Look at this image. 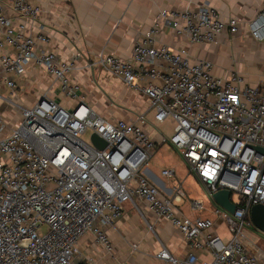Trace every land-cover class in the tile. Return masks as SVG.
I'll return each mask as SVG.
<instances>
[{"label": "built area", "instance_id": "built-area-1", "mask_svg": "<svg viewBox=\"0 0 264 264\" xmlns=\"http://www.w3.org/2000/svg\"><path fill=\"white\" fill-rule=\"evenodd\" d=\"M40 14L33 0H0V86L8 91L3 99L21 113L0 141V264H94L80 260V240L92 235L111 253L107 228L123 218L127 203L138 210L144 204L183 235L189 254L176 258L162 247L156 255L159 264H261L247 233L264 239L250 219L252 207L264 206V84L247 86L235 73L228 80L216 77L210 61L190 62L184 52L156 44L162 25L193 44L212 45L226 31L237 34L240 22L223 20L208 4L164 10L130 59L101 55L92 63L148 99L155 123L172 120V136L161 134L156 141L144 116L109 121L87 104L71 79L74 62L37 48V41L47 42L31 34ZM248 28L253 39L264 42V10ZM28 66L52 76L69 105L48 94L30 107L19 105L17 79ZM6 130L0 116V134ZM89 133L106 147H96L91 136L86 140ZM166 145L197 175L211 199L221 190L231 193L235 212L217 205L214 210L230 236L218 234L210 219L180 212L181 184L167 195L151 182L148 167L156 149ZM159 170L162 177L173 175L167 166ZM192 207L205 209L199 201ZM198 251L211 260L200 261Z\"/></svg>", "mask_w": 264, "mask_h": 264}, {"label": "crops", "instance_id": "crops-1", "mask_svg": "<svg viewBox=\"0 0 264 264\" xmlns=\"http://www.w3.org/2000/svg\"><path fill=\"white\" fill-rule=\"evenodd\" d=\"M33 3L40 7L41 14L31 34L47 39V42L37 41V48L54 52L62 61L74 62L71 79L80 86L85 101L97 113L109 121H130L139 115L144 116L145 128L156 141L161 134L151 126L149 116L152 115L154 119V110L150 101L92 63L97 62L101 55L130 59L138 40L156 26L161 11H184L208 4L217 10L223 20H238L241 24L239 32L231 35L226 31L216 44H193L168 25H162L158 30L156 44L158 47L166 46L173 51L184 52V57L190 62L210 61L214 65L212 72L216 77L228 80L235 73L244 79L247 86L264 84V74L259 83H250L238 72L250 70L253 65L260 72L264 70V42L253 39L248 28L249 23L264 10V0H33ZM78 53L81 56L76 58ZM241 54L254 59L253 64L246 66L233 62L232 57ZM17 80L19 105L30 107L44 94L57 99L64 106L69 105V100L60 93L55 79L44 69L28 66L25 74ZM7 93L5 86L1 85L0 116L7 123V130L2 133L3 136L0 135L1 139L14 129L21 115L16 105L3 99ZM115 105L128 110L115 111L116 117L120 118H112L109 115L112 113H102L108 107L113 109ZM169 149L173 148L167 145L158 147L154 158ZM161 158L166 159V155ZM181 161L186 167L172 169L173 175L169 177H162L158 167H148L151 182L167 195H171L173 187L181 184L185 197L177 204L180 212L191 219L205 218L216 222L217 231L224 222L214 212L216 204L212 201L211 209H193L192 203L199 201L196 199L197 182L200 184L198 186H205ZM139 204L140 210L132 203L125 204L123 218L107 228L113 248L111 253L87 234L79 242L80 260L91 259L94 264H159L156 255L162 247H166L176 258H185L190 249L180 231L148 211L144 204ZM223 236L228 237L227 233ZM247 239L254 246L251 245L253 254L264 264V254L253 242L252 234L247 233ZM197 255L200 261L211 260L204 251H198Z\"/></svg>", "mask_w": 264, "mask_h": 264}, {"label": "rangeland", "instance_id": "rangeland-1", "mask_svg": "<svg viewBox=\"0 0 264 264\" xmlns=\"http://www.w3.org/2000/svg\"><path fill=\"white\" fill-rule=\"evenodd\" d=\"M244 57V59L242 60L241 57ZM233 62H239V63H243L246 66H249L251 64H253L254 59H252L251 57H247L244 54L239 55V57L236 55H234L232 57ZM258 67L253 65V67H250V70L247 71H238L239 73H241L244 77H246L250 83H256V82H260L261 81V76L262 74H264V70H261L262 72L258 71L257 69ZM258 71V72H257ZM116 106V105H115ZM105 109V107H103ZM109 109L106 111H102V113L104 112H108V113H112L113 115L109 114L112 118H120L119 116L116 117L117 115L115 114V111H118V109H122V110H128V109H124L122 107H113V109L111 107H108ZM102 110V109H101ZM130 112V111H129ZM106 116V115H105ZM108 116V114H107ZM150 120H151V126L154 128V130H156L158 133L165 135L166 137H171L173 134V127H174V123L172 122L171 119H168L166 122H164L163 124H158L155 123L153 120V116L150 115L149 116ZM1 136L2 133L0 134ZM1 136H0V140H1ZM91 134H86L84 136V138L86 140H89ZM166 155V159L161 158V156ZM181 156L175 152V150L173 149H169V150H164L162 153H160V156H157L153 159L152 163H151V167H158L159 169H162L163 167H168L170 169L175 170L176 167H186L182 161H181ZM198 182L196 184V190H197V194H196V199L199 200V202H201L204 205V208H209L211 209L212 207V200L210 198V195L208 194V191L201 186ZM194 212V211H191ZM195 213H199L196 212ZM218 218H220L219 216H217ZM216 217V218H217ZM218 234H221L222 236L224 234L227 233L228 236L229 233L227 231L226 225L223 223L222 227L217 229ZM227 231V232H226ZM250 234H252V240L253 242L260 248V252L264 254V239L262 237H260V234H257L255 232H251ZM254 235V236H253Z\"/></svg>", "mask_w": 264, "mask_h": 264}, {"label": "water", "instance_id": "water-1", "mask_svg": "<svg viewBox=\"0 0 264 264\" xmlns=\"http://www.w3.org/2000/svg\"><path fill=\"white\" fill-rule=\"evenodd\" d=\"M91 141L94 145L100 149L106 147V142L101 139L98 135L92 134ZM261 150V149H260ZM231 193L228 190L218 191L213 195L212 201L222 208L223 210L233 214L236 210L235 204L230 200ZM250 219L254 227L264 233V206L257 205L251 208L250 210Z\"/></svg>", "mask_w": 264, "mask_h": 264}]
</instances>
